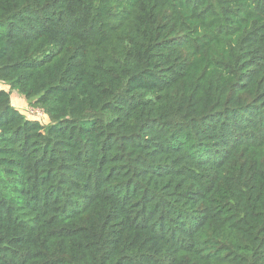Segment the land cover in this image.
<instances>
[{"label":"trees","instance_id":"1","mask_svg":"<svg viewBox=\"0 0 264 264\" xmlns=\"http://www.w3.org/2000/svg\"><path fill=\"white\" fill-rule=\"evenodd\" d=\"M0 82V264H264V0H0Z\"/></svg>","mask_w":264,"mask_h":264},{"label":"rangeland","instance_id":"2","mask_svg":"<svg viewBox=\"0 0 264 264\" xmlns=\"http://www.w3.org/2000/svg\"><path fill=\"white\" fill-rule=\"evenodd\" d=\"M9 90V86L3 82H0V89ZM12 103L23 112L26 117L32 120H38L44 124L49 122L48 116L44 113L43 109L40 107H35L31 104L24 96H22L18 91L12 90Z\"/></svg>","mask_w":264,"mask_h":264}]
</instances>
